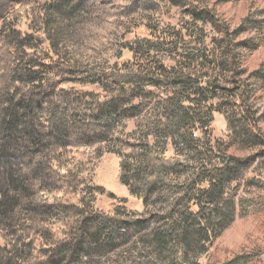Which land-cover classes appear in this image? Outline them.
I'll return each instance as SVG.
<instances>
[{
    "label": "trees",
    "instance_id": "obj_1",
    "mask_svg": "<svg viewBox=\"0 0 264 264\" xmlns=\"http://www.w3.org/2000/svg\"><path fill=\"white\" fill-rule=\"evenodd\" d=\"M21 1L0 0V264H199L225 223L223 211L233 209L224 199L237 171L232 164L264 166V134L250 88L253 76L244 77L238 33L234 36L227 21L220 23L215 11H197L200 21L218 24L221 62L213 76L175 73L163 78L150 68L103 74L55 43L47 44L43 35L18 30L13 22L6 27L13 6ZM219 69L231 75L227 83H220ZM201 81L233 96L240 119L237 125L229 117L235 132L231 138L248 145L249 155L229 154V145L222 154L200 146L193 131L199 121L208 126L207 114L172 105L166 128L173 137L174 131L180 133L187 146L172 155L151 146L143 160L121 162V180L137 199L149 203L157 189L174 191L169 198L158 196L142 213L128 208L126 198L89 184L79 150L59 160L66 154L62 146H53L57 134L63 139L80 128L83 136L89 132V138L100 139L105 125L100 111L103 117L124 113L126 100L145 86L185 88ZM65 85H95L106 94L107 101L97 100V121L85 115L76 119L79 111L67 98L72 90H64ZM160 127L156 124L154 130ZM174 172L183 173V179H175ZM103 195L114 200L108 212L95 206Z\"/></svg>",
    "mask_w": 264,
    "mask_h": 264
},
{
    "label": "rangeland",
    "instance_id": "obj_2",
    "mask_svg": "<svg viewBox=\"0 0 264 264\" xmlns=\"http://www.w3.org/2000/svg\"><path fill=\"white\" fill-rule=\"evenodd\" d=\"M202 9L215 11L220 23L221 19L227 21L234 36L238 33L235 42L242 44L238 50L245 63L244 77L249 80L248 75L253 76L250 88L257 98L256 117L264 134V0H22L13 6L6 27L13 22L18 30L43 35L47 44L55 43L85 67L96 68L103 74L150 68L163 78L175 73L198 76L210 72L213 76L215 64L221 62V38L216 20L207 24L199 20L197 11ZM220 75L221 84L231 78L222 70ZM62 88L72 90V96L67 94V98L73 100L80 112L74 114L76 119L85 115L90 121H97L93 117L99 114L97 100H108L102 90L95 85ZM134 94L137 95L123 105L124 113L113 112L103 117L100 111L105 122L102 138H89V132L83 136V130L77 128L73 136L67 134L63 139L57 134L53 144L65 149L66 155L60 154L59 160L79 150L87 182L126 198L128 208L142 213L156 204L158 196L169 198L174 194L173 190L160 188L145 203L131 194L120 177L121 162L143 160L151 146L165 155L178 153L187 146L180 133L174 131L173 137L166 128L172 105L192 108V114H207L208 126L202 127L204 121H199L193 131L194 138L201 140L200 146H212L222 154L229 145V154H250L244 148L248 145L231 138L235 132L229 117L236 118L235 124L239 125L240 115L233 96L229 98L222 89H212L201 81L185 88L149 85ZM156 124L161 126L158 132L154 130ZM218 162H222L221 158ZM232 167L237 171L230 180L232 189L224 199L233 209L223 211L225 223L200 255L199 264H264V166L251 162ZM183 176L173 173L177 180ZM113 205L114 200L106 195L98 197L95 203L97 209L106 212Z\"/></svg>",
    "mask_w": 264,
    "mask_h": 264
}]
</instances>
